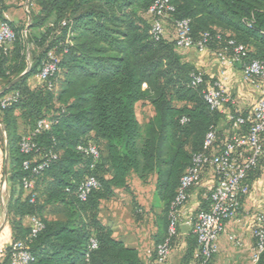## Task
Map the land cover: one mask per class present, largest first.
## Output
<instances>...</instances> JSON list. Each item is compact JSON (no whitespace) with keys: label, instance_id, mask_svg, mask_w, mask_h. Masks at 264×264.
Masks as SVG:
<instances>
[{"label":"trees","instance_id":"16d2710c","mask_svg":"<svg viewBox=\"0 0 264 264\" xmlns=\"http://www.w3.org/2000/svg\"><path fill=\"white\" fill-rule=\"evenodd\" d=\"M153 1L30 0L26 38L25 26L0 13V21L15 33L7 53L0 54V79L8 81L0 94V123L8 143L7 218L12 242H26L30 264H145L137 249L116 239L99 220L101 201L113 198L118 188L127 189L130 172L143 181L156 174L154 197L161 207L155 219L156 246L167 236L180 178L211 129H217L222 146L218 124L224 114L205 101L206 82L191 83L199 70L177 51L175 38H156L150 32L147 9ZM170 1L175 11L168 21L189 19L194 39L209 32L210 49L217 51L233 39L246 47L245 61L264 59V0ZM49 51L58 58L57 69L48 81L32 86L29 79ZM10 93L17 98L2 106L1 99ZM145 101L155 114L142 124L135 106ZM42 117L52 121L51 127L35 136L37 151L24 154L18 121L28 133ZM88 143L99 148L98 160L78 149ZM25 160L31 161L28 169ZM43 161L46 166L33 173V166ZM259 167L249 173L248 182ZM90 175L99 187L82 200L79 186ZM24 178L35 179L33 202ZM49 209L61 218L48 217ZM32 215L44 223L34 236L23 225V218ZM196 245L193 236L190 251ZM8 250L3 256L10 264ZM254 264H264V251Z\"/></svg>","mask_w":264,"mask_h":264},{"label":"built area","instance_id":"2783aa9c","mask_svg":"<svg viewBox=\"0 0 264 264\" xmlns=\"http://www.w3.org/2000/svg\"><path fill=\"white\" fill-rule=\"evenodd\" d=\"M174 11L175 7L170 0H154L148 7L150 32L154 37L159 38L164 35L165 21L171 19ZM172 23L177 48H196L199 51L210 49L209 32L205 31L198 39H194L191 35L189 19H176ZM14 39L15 33L8 22L0 21V54L7 53ZM246 51L243 44L228 39L215 53L223 64L240 65L243 80L246 83L261 86L260 96L250 112L244 113L237 108L236 101L222 81L217 80L207 84L204 73L201 71L192 77L191 83L194 86L206 82L202 90L205 101L211 110L226 115L233 131L229 137L222 139L221 147L217 144L219 138L217 129H211L206 134L202 151L193 156L191 165L180 178L176 195L170 205L167 236L163 242L148 251V260L145 264L164 263L168 259L177 235L183 205L190 197V190L200 184L202 174L206 170L212 171L215 177L207 193L209 206L193 213L187 221L197 244L193 253V264L211 263L218 251L219 235L225 230L226 223L236 217L243 197L250 190L248 175L257 169L264 159V59H253L247 62L244 60ZM57 63L58 58L53 51H49L36 77L42 82L48 81L56 71ZM48 85L51 87L50 83ZM143 86L146 87V84ZM17 96V93L5 95L1 99V105L6 106ZM181 121L185 122L186 118L183 117ZM51 124L52 121L47 117L38 119L33 130L22 135L19 142L20 150L24 154L37 151L35 136L48 130ZM244 125H248L245 131L241 128ZM78 149L91 156L94 161L100 157V150L94 143L81 144ZM55 157L56 155L51 154V158ZM46 164L47 161H43L33 166L32 172L38 173ZM23 166L25 169L30 168L31 161L25 160ZM34 184V178L23 179L24 189L30 194V202H33L37 196L35 192H32ZM98 187L97 178L93 175L87 176L79 186V198L85 200L89 193ZM30 220V236H34L44 228V223L35 215L30 216ZM252 232L255 239L252 260L255 263L264 251V213L255 215V226ZM96 246V241L92 240L91 248ZM0 253L5 255L6 249H0ZM8 253L10 264H30L32 260L28 246L23 240L12 242Z\"/></svg>","mask_w":264,"mask_h":264},{"label":"crops","instance_id":"0c3cea01","mask_svg":"<svg viewBox=\"0 0 264 264\" xmlns=\"http://www.w3.org/2000/svg\"><path fill=\"white\" fill-rule=\"evenodd\" d=\"M27 0H0V13L5 18L21 25L25 17ZM165 38L174 40L175 31L173 24L165 21ZM184 59L206 75L207 84L217 80L222 81L231 93L236 106L242 112H250L261 93V86L246 83L243 80L240 65H229L220 62L214 50L199 51L196 48L177 49ZM31 82H40L35 76ZM146 104L149 108L148 122L155 114L149 102H138L135 106L140 123L138 107ZM144 124V123H143ZM222 130L223 139L229 137L232 128L226 115L218 124ZM104 145L102 144V147ZM150 175L145 181L139 179L134 172L128 174L127 189L118 188L113 198L102 200L98 217L99 220L113 230V236L122 240L127 246L137 249L139 258L143 263L148 260V251L155 247L154 235L157 231L156 215L161 212V207L154 201L156 188V174L153 184ZM215 180L214 174L206 170L202 174L200 184L190 190V197L183 205L181 220L178 224L177 235L173 241L170 255L166 262L152 264H193V252L190 244L193 240L191 228L187 223L188 218L201 208L208 207L207 193ZM250 190L243 197L241 207L235 218L226 223L225 230L218 237V251L211 264H254L252 253L255 244L253 228L255 215L264 213V159L257 172L249 177ZM5 207L0 206V249H7L13 241V233L7 218V200ZM50 218H61L57 214H49ZM25 227L31 226L30 216L23 218ZM232 238V239H231ZM0 264H8L0 253Z\"/></svg>","mask_w":264,"mask_h":264},{"label":"rangeland","instance_id":"374dc122","mask_svg":"<svg viewBox=\"0 0 264 264\" xmlns=\"http://www.w3.org/2000/svg\"><path fill=\"white\" fill-rule=\"evenodd\" d=\"M29 2L30 0H27L26 1V7H25V11H26V15L25 17L22 18V26H25V29L23 31V37L26 38L27 37V33H25V31H28L29 27L28 25L30 24L31 20H29V17H28V12L30 11L29 10ZM34 7V6H32ZM12 21V20H11ZM28 28V29H27ZM30 52V51H28ZM30 57V54L27 53V59H29ZM8 83L7 80H2L0 79V91H2V89L5 88L6 84ZM39 83V82H38ZM38 83L36 82H31V85L32 86H35L37 85ZM138 113H139V118L143 123H145L147 117L149 116V108H147V105L146 104H141L139 107H138ZM0 119H1V114H0ZM28 130L26 129V127L23 125L21 119H19L18 121V132L23 135L24 133H26ZM5 148H6V136H5V133L3 131V126L2 124L0 123V206L2 207H5L6 205V200L8 198V187H7V181H6V178H5V174H4V166H5ZM7 170H8V163H7ZM153 175L152 176V180L151 182H149V185L151 186V184H153V179L155 178L154 174H151ZM149 178V177H148ZM154 201L156 203L157 200L156 198L154 197ZM51 209H49L47 212H46V215L48 217H50L49 214H51ZM3 216L1 215L0 213V218H2Z\"/></svg>","mask_w":264,"mask_h":264},{"label":"water","instance_id":"95a60500","mask_svg":"<svg viewBox=\"0 0 264 264\" xmlns=\"http://www.w3.org/2000/svg\"><path fill=\"white\" fill-rule=\"evenodd\" d=\"M27 6V5H26ZM28 17H29V20H31V15H30V12H28ZM29 27V25H28ZM28 29V28H27ZM5 90L2 89V91H0V94ZM7 160H8V143L6 141V148H5V166H4V174H5V178H6V181H7Z\"/></svg>","mask_w":264,"mask_h":264}]
</instances>
